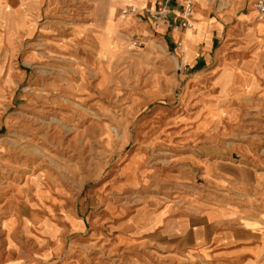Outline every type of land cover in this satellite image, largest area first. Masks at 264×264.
Instances as JSON below:
<instances>
[{
  "label": "rangeland",
  "instance_id": "rangeland-1",
  "mask_svg": "<svg viewBox=\"0 0 264 264\" xmlns=\"http://www.w3.org/2000/svg\"><path fill=\"white\" fill-rule=\"evenodd\" d=\"M31 1L30 35L1 11L8 36L23 34L0 28V264H169L162 229L133 228L158 216H135L191 201L264 219V21L251 5L220 3L232 20L189 69L191 48L179 58L131 17L107 23L97 55L94 0Z\"/></svg>",
  "mask_w": 264,
  "mask_h": 264
},
{
  "label": "crops",
  "instance_id": "crops-1",
  "mask_svg": "<svg viewBox=\"0 0 264 264\" xmlns=\"http://www.w3.org/2000/svg\"><path fill=\"white\" fill-rule=\"evenodd\" d=\"M221 2H225L227 6L239 2H243L244 5L247 3L250 6L252 0H248V2L247 0H193L192 20L194 24L191 29L173 31L157 28L151 20H146L144 23L147 27L146 32L156 33L162 39L166 49L176 53L179 58H181L179 52L183 51L191 57V52L188 51L191 48L194 51V57L185 66L189 69L196 68L206 61V57L210 56L215 49V41L222 32L223 26L232 20L231 12H221L219 7ZM92 3H95L97 17L89 24L95 27V32L90 39L96 46L97 55L100 51L105 57L106 39L103 37L100 44L98 34L104 31L105 26L110 21L115 32H120L128 27L127 16L118 12L121 8L133 5L140 10L156 9L163 5V0H94ZM3 4H6L9 10L10 22L15 18L25 32L23 34V31L19 30L10 36L12 37L17 33L30 35L31 24L29 19L35 12L33 8L35 3L31 0H4V2L0 0V28L8 36L7 16L6 13L1 12L4 8ZM167 7L172 8V5ZM36 15L34 14V17ZM242 16L245 17L246 15L242 14ZM237 21L247 25L252 24L249 28H252L257 22H245L243 19ZM195 25L198 26L195 27ZM196 34L200 35L198 41L194 38ZM77 35V31H75L73 34L75 40L78 39ZM113 38L112 40H115ZM111 42L113 41L109 40L108 45ZM114 42L113 44L117 47V41ZM109 47L111 46L109 45ZM170 209V207L167 208L165 212H141L135 216H158L157 224L152 225V229L145 227L143 230L133 225L134 230L140 235L151 230L162 229L161 233L171 239L167 242L168 248L173 249L169 264H264V219L258 221L243 218L236 209L194 204L193 201L185 205L183 209ZM210 212L214 213L211 218L208 216ZM244 220L256 221L260 227L244 226ZM223 248H229V251L221 255L214 254Z\"/></svg>",
  "mask_w": 264,
  "mask_h": 264
},
{
  "label": "built area",
  "instance_id": "built-area-1",
  "mask_svg": "<svg viewBox=\"0 0 264 264\" xmlns=\"http://www.w3.org/2000/svg\"><path fill=\"white\" fill-rule=\"evenodd\" d=\"M168 5H172V8H168ZM193 7V0H163V5L156 9L140 10L130 5L121 8L120 14L133 18L138 24L151 20L157 28L179 31L192 27ZM251 12L256 21H264V0H252Z\"/></svg>",
  "mask_w": 264,
  "mask_h": 264
},
{
  "label": "bare ground",
  "instance_id": "bare-ground-1",
  "mask_svg": "<svg viewBox=\"0 0 264 264\" xmlns=\"http://www.w3.org/2000/svg\"><path fill=\"white\" fill-rule=\"evenodd\" d=\"M192 27H193V22H192ZM192 27H191V28H192ZM191 28H189V29H191ZM49 126H50V125H49Z\"/></svg>",
  "mask_w": 264,
  "mask_h": 264
}]
</instances>
